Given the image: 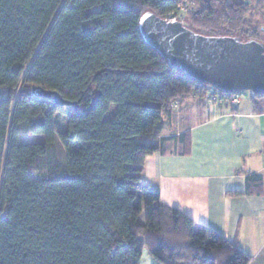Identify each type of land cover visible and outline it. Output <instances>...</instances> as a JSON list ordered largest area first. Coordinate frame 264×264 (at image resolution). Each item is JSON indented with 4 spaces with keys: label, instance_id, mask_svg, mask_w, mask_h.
Segmentation results:
<instances>
[{
    "label": "trees",
    "instance_id": "obj_1",
    "mask_svg": "<svg viewBox=\"0 0 264 264\" xmlns=\"http://www.w3.org/2000/svg\"><path fill=\"white\" fill-rule=\"evenodd\" d=\"M189 9L197 32L264 42L263 0H0V264H140L143 251L153 264L250 263L142 178L181 112L230 94L168 65L140 32L147 11ZM260 185L248 175L234 192Z\"/></svg>",
    "mask_w": 264,
    "mask_h": 264
},
{
    "label": "crops",
    "instance_id": "obj_2",
    "mask_svg": "<svg viewBox=\"0 0 264 264\" xmlns=\"http://www.w3.org/2000/svg\"><path fill=\"white\" fill-rule=\"evenodd\" d=\"M180 115L177 130H163L146 157L143 180L165 205L235 240L249 264H264V96L251 93L234 109L209 96ZM252 174L261 185L236 194ZM140 264H153L146 251Z\"/></svg>",
    "mask_w": 264,
    "mask_h": 264
},
{
    "label": "water",
    "instance_id": "obj_3",
    "mask_svg": "<svg viewBox=\"0 0 264 264\" xmlns=\"http://www.w3.org/2000/svg\"><path fill=\"white\" fill-rule=\"evenodd\" d=\"M173 17L162 18L147 11L139 19L144 40L166 59L168 65L222 92L264 93L263 41L244 40L237 35L204 34L179 19L171 20ZM31 94L51 98L57 105L71 104L55 91L39 86L33 87Z\"/></svg>",
    "mask_w": 264,
    "mask_h": 264
},
{
    "label": "rangeland",
    "instance_id": "obj_4",
    "mask_svg": "<svg viewBox=\"0 0 264 264\" xmlns=\"http://www.w3.org/2000/svg\"><path fill=\"white\" fill-rule=\"evenodd\" d=\"M192 7V6H191ZM193 9H196V8H193ZM186 11H187V7H184V9L182 10V12H184V13H186ZM189 12H188V14L185 16V15H183V14H181L182 15V18L181 19H179V20H181L182 22H184L185 24H187L188 23V18L191 16L190 15V13H191V9H189L188 10ZM185 16V17H184ZM250 17H252L251 16V14H250ZM253 17L254 18H258L259 17V15L258 14H254L253 15ZM171 20H174V19H171ZM183 23V24H184ZM21 90V88L20 89H18V92ZM3 91L2 90H0V95H2L3 93H2ZM240 93V97H241V100H240V102L241 101H243L244 99H246L252 92H250V91H248V90H244V91H240L239 92ZM243 99V100H242ZM40 138V136L38 135H26V136H23L21 139L24 141V140H26V141H34V140H38Z\"/></svg>",
    "mask_w": 264,
    "mask_h": 264
},
{
    "label": "built area",
    "instance_id": "obj_5",
    "mask_svg": "<svg viewBox=\"0 0 264 264\" xmlns=\"http://www.w3.org/2000/svg\"><path fill=\"white\" fill-rule=\"evenodd\" d=\"M172 19H176V17L174 16ZM239 92L240 91L230 93L228 96H225L222 99L219 97V95H213V96H211V100H212V102L222 101L226 105L235 108L239 105L240 100H241Z\"/></svg>",
    "mask_w": 264,
    "mask_h": 264
}]
</instances>
